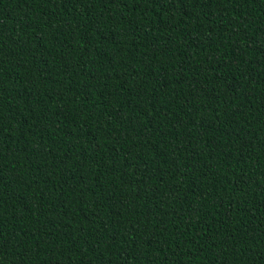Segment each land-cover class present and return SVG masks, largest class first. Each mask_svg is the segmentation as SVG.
<instances>
[{"label": "trees", "instance_id": "trees-1", "mask_svg": "<svg viewBox=\"0 0 264 264\" xmlns=\"http://www.w3.org/2000/svg\"><path fill=\"white\" fill-rule=\"evenodd\" d=\"M0 264H264V0H0Z\"/></svg>", "mask_w": 264, "mask_h": 264}]
</instances>
